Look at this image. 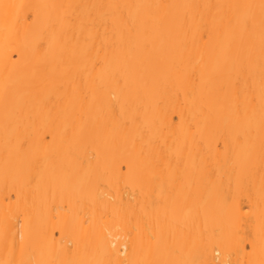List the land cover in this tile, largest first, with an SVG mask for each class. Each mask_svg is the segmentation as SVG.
<instances>
[{
  "label": "bare ground",
  "instance_id": "obj_1",
  "mask_svg": "<svg viewBox=\"0 0 264 264\" xmlns=\"http://www.w3.org/2000/svg\"><path fill=\"white\" fill-rule=\"evenodd\" d=\"M262 262L264 0H0V264Z\"/></svg>",
  "mask_w": 264,
  "mask_h": 264
},
{
  "label": "snow or ice",
  "instance_id": "obj_2",
  "mask_svg": "<svg viewBox=\"0 0 264 264\" xmlns=\"http://www.w3.org/2000/svg\"><path fill=\"white\" fill-rule=\"evenodd\" d=\"M5 9H7L9 6L8 5H4ZM262 264H264V262H262Z\"/></svg>",
  "mask_w": 264,
  "mask_h": 264
}]
</instances>
